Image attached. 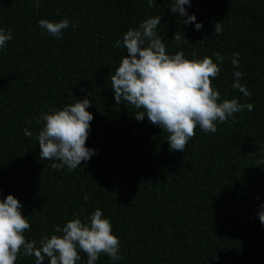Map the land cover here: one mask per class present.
I'll use <instances>...</instances> for the list:
<instances>
[{
	"label": "trees",
	"instance_id": "obj_1",
	"mask_svg": "<svg viewBox=\"0 0 264 264\" xmlns=\"http://www.w3.org/2000/svg\"><path fill=\"white\" fill-rule=\"evenodd\" d=\"M172 3L40 0L37 8L34 0H0V29L12 35L0 49V200L12 194L22 203L31 225L26 239L39 246L55 226L74 217L87 222L99 208L122 259L101 254L96 264H264V0H191L185 8L202 23L198 31L170 12ZM154 16L161 17L156 32L168 54L218 64L211 83L220 102L254 105L234 114V123L217 122L215 133L197 126L185 151H171L159 126L136 120L138 110L126 102L116 104L110 85L127 55L116 41ZM65 18L70 24L59 38L38 23ZM215 22L223 25L220 35ZM176 32L189 42L177 45ZM236 52L251 97L231 87ZM85 96L93 114L86 146L96 154L75 170H54L59 161L39 158L37 118ZM79 254L77 264H87ZM15 264L35 258L20 255Z\"/></svg>",
	"mask_w": 264,
	"mask_h": 264
},
{
	"label": "clouds",
	"instance_id": "obj_2",
	"mask_svg": "<svg viewBox=\"0 0 264 264\" xmlns=\"http://www.w3.org/2000/svg\"><path fill=\"white\" fill-rule=\"evenodd\" d=\"M149 7L155 0H147ZM191 0H173L170 12L186 16L183 24L195 23V29L202 28L196 22L194 14L189 15L185 5ZM34 6L40 7V0H34ZM161 17L154 16L142 21L139 28L127 30L122 40L115 46L127 51L114 74L110 77V85L114 91L116 104L126 102L138 111L134 118L143 121L145 117L168 134L170 150L185 151L188 141L195 136L197 126L205 133H215L217 122L226 123L235 115L247 109L252 111V103H240L237 99H223L219 91L211 83L218 77L220 67L210 57L202 59L185 58L182 51L168 54L166 46L157 35ZM39 26L51 37L59 38L69 27L70 21L62 19L53 22L48 19L39 20ZM73 29L78 24H72ZM223 25L215 22L214 33L220 35ZM172 39L177 45L189 40L179 32ZM12 40L10 32L0 29V49ZM202 40V39H201ZM196 53H193L195 56ZM221 64L223 57L216 53ZM239 52L230 57L232 60L234 83L231 87L239 90L245 97L252 93L240 83L243 73L239 71ZM91 102L89 96L77 100L62 109H53L42 113L37 123L42 124L36 139L40 148V160H56L52 163L54 170L67 168L75 170L82 161H88L96 154L95 149L86 146L90 122L93 114L87 109ZM27 137L33 133L24 130ZM83 199L88 200L85 194ZM22 203L12 194L0 200V264H15L18 256L34 257L35 264H77L80 251L86 253L87 264H96L101 254H106L113 261L122 259L119 253L120 240L113 234L109 219L97 208L87 222L74 217L63 225L55 226L50 237L45 235L37 241L25 238V231L31 228L29 221L22 214ZM259 220L264 224V205L258 212Z\"/></svg>",
	"mask_w": 264,
	"mask_h": 264
}]
</instances>
